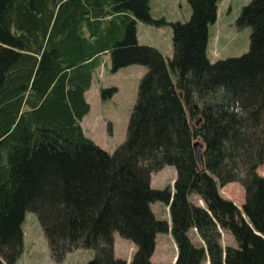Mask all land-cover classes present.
<instances>
[{
  "label": "trees",
  "instance_id": "16d2710c",
  "mask_svg": "<svg viewBox=\"0 0 264 264\" xmlns=\"http://www.w3.org/2000/svg\"><path fill=\"white\" fill-rule=\"evenodd\" d=\"M220 0H187L185 22L154 19L147 0H0V264L23 249L35 215L49 258L90 250L84 264H126L113 234L134 246L128 264H152L155 236L170 233L174 264H264V0L241 7L248 50L210 62L208 26ZM171 33V56L136 41V23ZM109 70L140 65L125 138L107 153L80 126L98 56ZM102 100L114 87L100 90ZM201 153L195 159L192 144ZM169 166L171 186L151 189ZM239 182V210L218 188ZM195 196L202 206L189 200ZM167 207L170 227L150 204ZM193 229L202 242L194 246ZM219 231L235 247H221Z\"/></svg>",
  "mask_w": 264,
  "mask_h": 264
},
{
  "label": "rangeland",
  "instance_id": "374dc122",
  "mask_svg": "<svg viewBox=\"0 0 264 264\" xmlns=\"http://www.w3.org/2000/svg\"><path fill=\"white\" fill-rule=\"evenodd\" d=\"M149 12L152 18H164L166 21L173 17H177L185 22L189 19L187 12H190L187 1L177 8L174 13L167 4H158L154 0H147ZM226 3V6L218 19L208 26V45L206 48V57L210 62L216 60L238 57L248 50L249 28H238L235 25V20L239 15L242 6L250 0H220ZM168 19V20H167ZM180 22V21H179ZM156 30L155 27H151ZM162 32L152 37V42L158 40L162 43L160 46L157 42L151 46L163 56H171V33L168 26L160 27ZM167 32V34H165ZM214 35L216 40H213ZM149 43V42H148ZM167 48V52H166ZM146 72V68L140 65H129L118 69L111 73L109 70V59L104 56L98 57L95 61L94 68L91 71V87L85 94V99L89 105L88 113L83 117L81 122L82 130L87 137H91L100 147L107 153H111L125 138V129L132 105L136 98L137 83L141 76ZM114 87L116 92L108 99L100 98V89ZM159 171V170H158ZM156 171L151 175V189H163L166 186H171L173 183L175 172L172 167L165 166L161 171ZM158 172V173H157ZM258 175L264 177V164L257 167ZM150 178V177H149ZM218 193L224 199L231 201L239 210L243 204V188L239 182H231L223 187L218 188ZM194 204L199 205V201L192 199ZM153 215L158 220H165L167 210L164 205L159 202L150 204ZM166 207V206H165ZM31 218V223L29 222ZM24 223L27 232L31 227L32 235V252L40 261H47L49 264H77L82 255H77L74 252L68 253L61 262L54 263L50 260L46 242L39 228L36 217L32 213H25ZM31 225V226H30ZM225 234V233H223ZM114 242L118 246V255L125 258L130 252L127 247L132 245L129 241L120 238L116 233L113 234ZM166 233L159 234V239L167 240ZM220 245H230L235 247L233 238L229 235L220 236ZM120 247V249H119ZM175 247L169 243L168 246L162 248L160 245L156 251V256L153 259L154 264H174ZM79 259V260H78ZM86 262V261H85ZM83 262V264L85 263Z\"/></svg>",
  "mask_w": 264,
  "mask_h": 264
},
{
  "label": "crops",
  "instance_id": "0c3cea01",
  "mask_svg": "<svg viewBox=\"0 0 264 264\" xmlns=\"http://www.w3.org/2000/svg\"><path fill=\"white\" fill-rule=\"evenodd\" d=\"M184 1H187V0H154V2H157L158 4H163V3L164 4H167L168 8L171 11H173L174 13L177 11V8H179V7H181L183 5ZM225 6H226V3H223L222 1H219L217 3V6H216V19H215V21L218 19L219 13H221V11L224 10ZM188 15H190V12H187V16ZM170 20H175V21L182 22V20L179 19V18H177V17H173ZM151 27L152 26H148V25H145V24L140 23V22H137L136 23V41H137V43L140 44V45H147V46H153L154 47V45H152V44H156V42H157L161 46L162 43L160 41L155 40V43H153L151 38L152 37H156V34H158L159 32H162V30L160 28H156V30H154ZM165 34H167V32H165ZM213 40H216V36L215 35L213 37ZM207 45H208V30H207V43H206V48H207ZM166 52H167V48H166ZM205 53H206V49H205ZM102 56H104L105 58L108 57V55L106 53L105 54H101L98 57H102ZM164 58L168 59L169 57L168 56H165ZM90 87H91V79H90V86H89V88ZM87 91L84 93V100L85 101H86L85 94L87 93ZM86 103H87V101H86ZM82 120H83V118L80 121V126H81ZM81 128H82V126H81ZM83 134H84V136L86 138H88L90 141H92L95 145L97 144L91 137H87L84 131H83ZM162 169L163 168H161L159 171H161ZM151 175H152V173L150 174V178H149V186L151 184ZM192 199H195V200L198 201V198L195 197V196H190L189 197V200L192 203H194ZM164 209L166 211L167 210V207L164 206ZM150 210H151V208H150ZM152 214H153V212H152ZM165 221H167V224L170 227V221H169L168 214L165 217ZM29 222L30 223L32 222L31 221V218H30ZM24 225H25V223H24V219H23V222H22V225H21V229H22V233H23V249H22V253H21L19 259L17 260V262L15 264H49L47 261L46 262L45 261L43 262V261L38 260L36 258V256L32 252H30V248L32 247L31 227H30L29 231L27 232V230H26V228H25ZM223 233H225V234H223ZM219 234H220L221 238L222 237H225L226 235H229V233L224 232V231H219ZM166 235H167L166 236L167 237V240L166 239L165 240L159 239V234H157L155 236V245H154V249H153L152 255L150 257V262L152 264H154L153 263V259L156 256L155 254H156V251H157L159 245L162 248H164V247L168 246V241H169V243L171 244V246L173 245L175 247V245H174V243H173V241L171 239L170 233L167 232ZM112 237H113V243H112V255H113V257L116 258V259H121V260L125 261L126 264H128L129 261H130L131 255L134 252V246L133 245H129L127 247V249L130 250V252H128L129 256H126L127 255V250H126L125 258H122L117 253L118 252V246L114 242V236H112ZM188 237H189L190 242L194 246H202L201 240L198 238L196 232L193 229H191V230L188 231ZM231 239H232V237H231ZM224 246H230V245H228V244L222 245L221 244V247L222 248ZM119 249H120V247H119ZM175 250H176V248H175ZM73 252L76 253L77 255H82L81 259L80 260L78 259L79 261L77 262V264H83V262L88 261L93 256V252L90 251V250H76V251H73ZM175 255H176V251H175ZM200 264H208L207 259L205 261L201 262Z\"/></svg>",
  "mask_w": 264,
  "mask_h": 264
},
{
  "label": "water",
  "instance_id": "95a60500",
  "mask_svg": "<svg viewBox=\"0 0 264 264\" xmlns=\"http://www.w3.org/2000/svg\"><path fill=\"white\" fill-rule=\"evenodd\" d=\"M201 145L198 142L192 144L193 154L196 160L199 159L201 153Z\"/></svg>",
  "mask_w": 264,
  "mask_h": 264
},
{
  "label": "built area",
  "instance_id": "2783aa9c",
  "mask_svg": "<svg viewBox=\"0 0 264 264\" xmlns=\"http://www.w3.org/2000/svg\"><path fill=\"white\" fill-rule=\"evenodd\" d=\"M199 204L201 205V202L199 201Z\"/></svg>",
  "mask_w": 264,
  "mask_h": 264
}]
</instances>
